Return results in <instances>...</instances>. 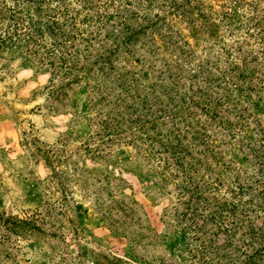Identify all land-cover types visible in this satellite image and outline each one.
<instances>
[{"label": "trees", "instance_id": "trees-1", "mask_svg": "<svg viewBox=\"0 0 264 264\" xmlns=\"http://www.w3.org/2000/svg\"><path fill=\"white\" fill-rule=\"evenodd\" d=\"M261 1L0 0V48L56 96L85 80L96 134L134 129L162 164L190 264H264Z\"/></svg>", "mask_w": 264, "mask_h": 264}, {"label": "rangeland", "instance_id": "rangeland-1", "mask_svg": "<svg viewBox=\"0 0 264 264\" xmlns=\"http://www.w3.org/2000/svg\"><path fill=\"white\" fill-rule=\"evenodd\" d=\"M59 86L0 48V264H190L174 182L153 175L162 164L134 129L96 134L85 80Z\"/></svg>", "mask_w": 264, "mask_h": 264}]
</instances>
